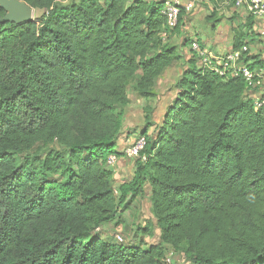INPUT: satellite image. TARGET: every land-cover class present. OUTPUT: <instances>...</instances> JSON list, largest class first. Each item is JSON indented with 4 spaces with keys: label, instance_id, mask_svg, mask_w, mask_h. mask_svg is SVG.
I'll return each mask as SVG.
<instances>
[{
    "label": "trees",
    "instance_id": "obj_1",
    "mask_svg": "<svg viewBox=\"0 0 264 264\" xmlns=\"http://www.w3.org/2000/svg\"><path fill=\"white\" fill-rule=\"evenodd\" d=\"M25 1L41 17L0 24V264H170L166 247L194 264H264V105L242 72L221 74L197 52L156 137L140 136L146 159L115 187L108 157L129 89L155 96L181 58L170 38L187 13L170 29L166 0ZM222 1L210 0L213 14ZM249 28L235 33L234 68L257 84L264 62L244 48ZM39 144L60 147L32 152ZM146 183L157 221L135 233L157 227L159 242L103 237Z\"/></svg>",
    "mask_w": 264,
    "mask_h": 264
},
{
    "label": "crops",
    "instance_id": "obj_2",
    "mask_svg": "<svg viewBox=\"0 0 264 264\" xmlns=\"http://www.w3.org/2000/svg\"><path fill=\"white\" fill-rule=\"evenodd\" d=\"M204 2H207L206 7L208 6L206 11H203L200 14H198L199 11H196V14L187 15L185 23L181 25L178 28L177 32L174 33L170 38L171 43L177 45L178 53L181 58L175 65L166 69L162 76L158 79L157 84L154 88L155 96L150 100H146L137 93H133L135 95V98H137V102L135 104L131 103L132 95H130L131 93H129V98L131 101L126 107L127 111L125 112L124 116L122 134L120 136L118 145L114 148L113 151V153L117 155L118 159L113 174L115 187H119L120 185L131 181L134 177L135 160L126 159L123 155V150L128 144H130L143 134H146L151 138L156 137V124L158 125L162 122L167 108L173 103L174 99L177 96V80L182 75V73L186 69H188L189 62L194 60V58H198L197 50L192 48V41H197L198 38L201 47L208 51L212 65H217L216 61H218V59L234 55L235 52L233 50V45L236 31L240 28H249L250 26V28L248 29V37L245 40L246 45L244 48L248 50L249 55H252L256 57V59L264 62V18L250 13L246 7L236 8L230 0L220 2L218 7L216 8V14H213V6L210 3V0H205ZM200 7L201 6H199V8ZM209 9L212 11L211 13ZM193 25L200 28L192 29ZM206 28L208 30L205 32ZM199 31L203 32V35H198V37L195 38L196 33L198 34ZM256 59L251 60V63ZM198 64L202 65L199 60ZM161 78H164L163 81H165L166 86H168L163 91H160L158 89V84L162 82ZM263 82L264 75L261 78L260 82L255 84L249 91V96L252 99L264 98ZM136 107H138V110L140 112L137 111L138 115H132V112L136 110ZM148 107H152L151 125H148L146 122V110L148 109ZM129 117H132L134 125H127L125 123V118L129 121ZM129 174L131 175V178L126 179L125 177H127ZM139 196L134 199L129 209L123 212V224L118 225L116 227L117 230H121L120 228H126L130 225V227L134 226V228H136L138 225L144 226L148 221L156 223L157 220L153 216L152 210L150 214L151 217L149 216V218L144 222L145 224H141V221L135 222L138 220H136L137 215L130 218V220L133 221L131 222V224H129L130 222H128L130 220H127L125 218V214L130 211V209H132V206H134V202L137 200V198H139ZM154 229L158 228L154 227ZM146 236L153 238L154 230L153 235H145L143 237V240H145ZM159 240L160 230L158 229V241L156 240L157 242L155 241V243H158ZM144 243L146 245L145 247H148L151 244H155L149 243L147 241H144Z\"/></svg>",
    "mask_w": 264,
    "mask_h": 264
},
{
    "label": "built area",
    "instance_id": "obj_3",
    "mask_svg": "<svg viewBox=\"0 0 264 264\" xmlns=\"http://www.w3.org/2000/svg\"><path fill=\"white\" fill-rule=\"evenodd\" d=\"M232 1H233V5L236 8L246 7L250 13L264 18V0H232ZM196 5H197L196 0H188V1L166 0L164 12L167 18V26L170 29L175 28L178 25L179 16L182 9H184L187 15H189L190 13L194 12ZM164 37H167V33H164ZM192 48L197 50V52L201 56L202 58L201 63L203 65H208L212 67V69H216V70L218 69L219 66L222 68L220 71L221 74H224L226 67L229 65L233 67L236 75L238 74V72H242V74L245 76V78L249 81L250 84H252L253 86L256 84L253 82L254 73L251 70H249L247 67H240L239 69L234 68L237 65L235 64L237 61L236 53H234V55L218 59V61H216L217 65L214 66L211 63V59L209 57L208 51L206 49L201 48L200 45L197 43V41H194L192 43ZM263 72L264 71L261 72L262 75ZM263 105H264L263 99L261 98L255 99L256 109H259ZM145 147H146V138L138 137L136 140H134L125 147L123 152L124 157L127 159H135L138 157L146 159L144 155L142 156ZM117 160L118 159L115 155H110L108 157V164H110L111 166H115ZM117 238L120 242L124 241V239L120 236V234L117 235Z\"/></svg>",
    "mask_w": 264,
    "mask_h": 264
},
{
    "label": "rangeland",
    "instance_id": "obj_4",
    "mask_svg": "<svg viewBox=\"0 0 264 264\" xmlns=\"http://www.w3.org/2000/svg\"><path fill=\"white\" fill-rule=\"evenodd\" d=\"M63 2H68L69 0H62ZM183 1H188V0H183ZM205 0H196V9L194 10V12L190 13L189 15H192V14H196V11H199L198 14H200L201 12L203 11H206V9L208 8V6L206 7L207 5V2H204ZM199 4V5H198ZM199 6H201L199 8ZM203 8V9H202ZM35 9V8H34ZM201 9V10H200ZM210 10V9H209ZM44 10H40V9H35V12H34V19H38L39 17H41V15L43 14ZM212 11L210 10V13ZM218 12V11H217ZM212 18H216V17H212ZM209 27V26H208ZM195 28L197 29L198 27L193 25L192 26V29ZM200 28V27H199ZM198 28V29H199ZM208 29L206 28L205 29V32L207 31ZM204 32V33H205ZM203 32L199 31V33L195 35V38L198 37V35L201 36ZM203 35V34H202ZM198 39V38H197ZM264 75V74H263ZM164 77V76H163ZM164 78H161L162 82L160 84H158V89L160 91H163L164 89H166L168 86H166L165 84V81H163ZM264 84V82H263ZM130 95H132V101L131 103H135L137 102V98H135V95L133 93H136L134 92L131 87H130ZM127 111V109L125 108V112ZM137 111L138 110V107H136V110H134V112H132V115H138L137 114ZM125 112H124V116H125ZM140 112V111H139ZM124 121V120H123ZM125 123L127 125H134V121L132 119V117H129V121L128 119L125 118ZM51 147H60L59 145H49V146H46V145H43V144H39L37 146L34 147V149L32 150V152H35V153H38V154H43L45 153L49 148ZM31 152V153H32ZM127 159V158H126ZM135 160V164L137 162L136 159ZM118 161V160H117ZM125 161V160H124ZM117 164V163H116ZM115 164V166H116ZM114 166V167H115ZM126 179H129L131 178V175L129 174L127 177H125ZM56 179H62L61 177H56ZM140 195V194H139ZM137 212V213H136ZM151 214V201H150V186L148 183H146L143 187V192L142 194L139 196V198H137V200L134 202V206H132V209H130V211H128L125 215V218L127 220H130V218L133 216L135 217V215H137L136 217V220L135 222H139L141 221V224H145L144 222L149 218ZM151 217V216H150ZM130 222L129 224H131V222H133L132 220L128 221ZM131 226V225H130ZM130 226H127L126 228H120L121 230H117V228L113 229V227L111 225H108V226H105L104 229L105 230H108V232L106 233V235L104 234L103 237H106L108 235L109 238H111V240L113 241H119L118 238H117V234H120V236L124 239L123 241V244H127L133 240H135L134 242H140L142 243V241L144 242H149V243H155V241L157 240L158 241V229H154V237H147L145 238V240H142L143 236L142 235H139L137 236L136 233H135V228L134 226L133 227H130ZM114 230V231H113ZM113 231V233H112ZM122 231V232H121ZM117 233V234H116ZM156 241V242H157ZM166 254H167V257H168V260H169V263L170 264H194L192 263L191 261H189L185 256L184 254L182 253L181 250H175L171 247H166Z\"/></svg>",
    "mask_w": 264,
    "mask_h": 264
},
{
    "label": "water",
    "instance_id": "obj_5",
    "mask_svg": "<svg viewBox=\"0 0 264 264\" xmlns=\"http://www.w3.org/2000/svg\"><path fill=\"white\" fill-rule=\"evenodd\" d=\"M0 7L6 14L0 19L3 23H24L34 20L35 9L25 0H0Z\"/></svg>",
    "mask_w": 264,
    "mask_h": 264
}]
</instances>
